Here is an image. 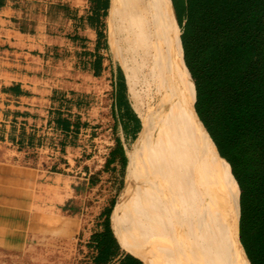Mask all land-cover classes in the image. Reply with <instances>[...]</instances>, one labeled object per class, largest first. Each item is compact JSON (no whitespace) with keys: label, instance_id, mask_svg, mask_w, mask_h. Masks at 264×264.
<instances>
[{"label":"crops","instance_id":"obj_1","mask_svg":"<svg viewBox=\"0 0 264 264\" xmlns=\"http://www.w3.org/2000/svg\"><path fill=\"white\" fill-rule=\"evenodd\" d=\"M105 1L58 0L59 34L52 40L58 45L61 54L75 53L74 62H70L74 66L69 72L72 82H68L71 89L78 91V96L87 93V81L91 77H99L107 70V59L103 53L109 48L106 24V45L98 47L99 23H105L107 17L101 16ZM28 3L29 0H0V65L6 67L0 73L3 77L1 83L10 87L2 94L4 102L0 111V264H91L93 251L86 244L97 229L98 219H88L82 211L93 209L97 203L95 198L98 196L100 173L111 168L126 170L121 166L118 156L115 162L106 165L116 150V139L120 140L127 164L129 161L135 175L138 165L143 166L152 157L155 151L152 148L155 146L149 143L151 133L129 101L125 77L119 65L116 70L109 68L116 87L113 124L110 127L107 124L105 143L102 144L104 140L100 143L98 138L90 139L92 156L88 160L89 169L85 167L86 162L77 161L78 156L72 159V164L65 155L60 158L55 155L52 164L57 170H50L51 166L41 163L44 157L41 152L45 151L50 129L51 102L50 93L39 87L43 81V67L31 65L35 56L31 53L32 30ZM99 55L102 56V68L100 75L95 76L94 63ZM65 63H68L67 60ZM118 82L120 88H117ZM184 96L188 105L185 93ZM135 116L140 120L138 125ZM73 128L71 125L69 131H62L70 134V138ZM83 129L78 127L79 131ZM130 140L133 146L128 150L125 141ZM102 145L106 151L104 163L99 165L94 158ZM161 147L171 170L175 167V161ZM62 149L66 152L79 149L81 156L83 146L69 141L61 146ZM62 167L65 171H59ZM145 180L144 186H147L150 197L151 185ZM148 199L140 203L138 208L135 203H128V211L139 226L140 236L146 231L143 226L146 224L144 211L149 208ZM157 222L154 220L148 225L155 227ZM242 251L246 258L243 247Z\"/></svg>","mask_w":264,"mask_h":264},{"label":"trees","instance_id":"obj_2","mask_svg":"<svg viewBox=\"0 0 264 264\" xmlns=\"http://www.w3.org/2000/svg\"><path fill=\"white\" fill-rule=\"evenodd\" d=\"M103 9L101 16L106 17L109 0ZM161 15L168 38L177 44L188 105L239 188V239L245 256L250 264H264V0H161ZM104 26L99 23L98 47L106 45ZM101 68L99 55L95 76ZM135 120L138 125L139 118ZM62 122L63 130L73 125L78 131L79 123ZM116 140L106 165L118 156L126 179L136 183L135 171ZM134 192L135 184L129 200ZM129 200L115 197L100 213L86 244L93 251L91 264H153L140 243L126 252L116 236L128 215ZM139 239L151 256L157 255L149 232Z\"/></svg>","mask_w":264,"mask_h":264},{"label":"rangeland","instance_id":"obj_3","mask_svg":"<svg viewBox=\"0 0 264 264\" xmlns=\"http://www.w3.org/2000/svg\"><path fill=\"white\" fill-rule=\"evenodd\" d=\"M27 8L31 14V47L33 49L31 53L35 56V60L31 61V65L43 67L41 72L43 81L39 87L50 93L51 102L50 129L47 134L45 151L41 152L44 155L41 163L51 166L50 170H57L52 164L55 155L57 158L65 155L72 164H74L72 159L78 156L77 161L86 162L85 167L89 169L90 162L88 160L92 156L90 139L98 138L100 143L103 140L102 144L105 143L107 141V124H109V127L113 124L116 87L115 82L112 81L113 77L109 68L116 70L119 65L122 68L128 98L132 103L133 100H138L142 92L141 79L136 64L128 53L123 38L124 35L116 32L114 37L111 36L113 31L109 17V7L108 15L105 18L109 48L103 51L107 59V70L99 77H91L87 81V93L78 96V91L74 88L71 89L69 83L72 82L69 72L71 67L74 68L70 62H74L75 53L61 54L58 51V45L52 40L59 34L58 0H29ZM65 60H67V64ZM3 68L6 67L0 65V73ZM2 78L0 74V111L4 102L2 94L10 90L9 86L2 85ZM122 85L124 86V83ZM122 85L121 89L123 88ZM117 88H120V82H118ZM63 119H67L72 123L77 122L84 129L74 130L71 133L72 137L69 138L70 134L62 131ZM148 139L149 137L147 143ZM175 139L176 146L183 150L182 146L184 145L181 144L180 146L177 138ZM78 140H81V142H78ZM69 141L83 146L81 156L79 149L76 152L61 150V146ZM125 142L127 149L130 150L133 146L132 141ZM150 142L154 143L151 145L155 146L152 148H155V151L152 157L144 162L143 166L138 165L136 183L128 182L126 170L122 171L120 168H111L105 173H100L98 196L95 198L97 203H95L93 209L83 210L82 212L88 219L90 217L98 219L100 213L110 205L115 197L120 199L121 202L127 203L134 191L135 184V192L129 203H135L138 208L140 203H144L146 198H149V208L144 211L146 224L143 228L146 229L145 232H149L157 244L153 245V253L157 255L151 256L146 245L139 239L141 238L138 233L139 226H137L135 218L129 213L128 205V215L123 221V226H121L122 231L116 233L123 250L127 249L129 251L132 244L140 243L147 250L153 264H193V261H195L194 252L196 250L198 252L199 245L202 244L198 215L193 210V205L200 201V193L194 189V193L187 195L185 191H189L192 187L188 181L190 173L192 170L199 169L201 163L192 155L186 154V157H182L178 152V156L185 159L189 169L179 162L176 167L170 170L165 151L151 134ZM104 145L100 147L99 153L94 158L99 165L104 163V153L106 151ZM82 169L85 170L84 167ZM59 171L65 170L62 167ZM199 176L201 177L202 174ZM145 179L151 185L150 197L147 186H144L146 184ZM88 198L90 199V194ZM154 220L158 221L157 226L148 225ZM176 246H179L177 253H175ZM154 248H157V250L155 251Z\"/></svg>","mask_w":264,"mask_h":264},{"label":"bare ground","instance_id":"obj_4","mask_svg":"<svg viewBox=\"0 0 264 264\" xmlns=\"http://www.w3.org/2000/svg\"><path fill=\"white\" fill-rule=\"evenodd\" d=\"M109 17L111 36L116 32L124 35L141 79V96L131 104L142 124L173 157L175 167L179 162L185 168L189 166L178 152L182 157L192 155L201 163L189 175L193 188L185 191L187 195L194 189L200 193L193 210L198 215L202 244L194 252L193 264H249L239 239V188L187 105L177 48L162 26L161 0H111ZM175 138L184 145L183 150L176 146ZM178 249L176 246L175 253Z\"/></svg>","mask_w":264,"mask_h":264}]
</instances>
